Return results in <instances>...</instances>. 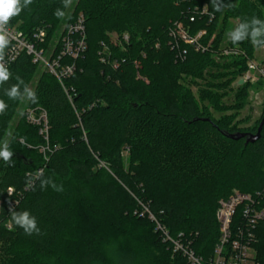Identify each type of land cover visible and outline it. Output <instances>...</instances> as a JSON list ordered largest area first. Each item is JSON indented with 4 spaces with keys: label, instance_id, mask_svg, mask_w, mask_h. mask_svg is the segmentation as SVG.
I'll list each match as a JSON object with an SVG mask.
<instances>
[{
    "label": "trees",
    "instance_id": "trees-1",
    "mask_svg": "<svg viewBox=\"0 0 264 264\" xmlns=\"http://www.w3.org/2000/svg\"><path fill=\"white\" fill-rule=\"evenodd\" d=\"M222 4L215 11L213 0H76L68 13L64 0H32L9 20L27 34L45 29L48 47L62 25L64 33L82 15L87 48L75 60H61L75 64L62 81L26 53L5 65L11 76L0 85L7 104L0 147L7 141L13 156L9 164L0 159V264H190L175 251L176 241L211 264L221 239V201L240 194L264 208V126L255 142L227 136L256 133L264 112L242 126L235 114L241 101L228 105L222 92L234 90L232 82L248 70L254 46L250 39L229 40L226 47L239 54L217 59L229 19L264 20V0ZM178 22L192 37L204 32L199 50L176 45ZM59 48L60 41L52 59ZM17 77L21 92L25 85L35 91L36 103L5 94ZM184 78L205 82L199 97ZM248 86H238L237 97ZM38 107L47 112L48 141L42 125L27 119V109ZM40 171L42 177L29 180ZM48 178L63 191L41 188ZM251 200L237 206L229 245L243 235L264 264V220L245 216ZM10 208L28 211L40 233H25Z\"/></svg>",
    "mask_w": 264,
    "mask_h": 264
},
{
    "label": "built area",
    "instance_id": "built-area-1",
    "mask_svg": "<svg viewBox=\"0 0 264 264\" xmlns=\"http://www.w3.org/2000/svg\"><path fill=\"white\" fill-rule=\"evenodd\" d=\"M83 21V16L81 15L76 23L67 27V30L64 31L59 40V53L56 57H53V59L50 55L53 49L49 50L48 47L43 45L47 42V33L45 29H37L34 33L32 32L27 34L24 31L7 24L6 30L9 38V45L4 56V65H8L15 61L21 53H26L32 56L34 62L44 65L51 73L56 75L57 78L62 81L63 76L73 73L75 70V64L74 62L61 64V60L63 58L75 60L82 56L83 52L87 48L85 26ZM203 34L204 32L201 31L197 36L192 37L190 35V30H188L182 22L176 23L172 32L176 45H178L180 41H184L195 46L197 50L201 48L197 40ZM124 38L128 41V35H124ZM230 53L239 54V51L231 50ZM136 66L139 67L138 62H136ZM256 68L257 66L253 63V60H250L248 62V70ZM137 76L142 77L139 71H137ZM247 79H250L249 73H247L244 81ZM26 115L27 119L32 124L42 125L40 133L48 141L49 121L47 112L41 107L28 108ZM245 199L251 200L249 196L233 194L228 199L221 201L217 212L221 224V239L215 248L211 264H259V262L255 260L256 253L250 252L251 250L254 251V249L250 246V243H245L242 240L243 235H240V238L233 240L229 245V239L231 238L232 233L231 222L233 216L236 213L237 206ZM253 204L254 202L251 200L244 210L245 216L249 219L250 223H255L258 220H264V208H258ZM175 251H182L185 255H187L190 264H205L201 257H198L190 248L185 247L180 241L175 242Z\"/></svg>",
    "mask_w": 264,
    "mask_h": 264
},
{
    "label": "clouds",
    "instance_id": "clouds-1",
    "mask_svg": "<svg viewBox=\"0 0 264 264\" xmlns=\"http://www.w3.org/2000/svg\"><path fill=\"white\" fill-rule=\"evenodd\" d=\"M72 0H64V6L68 7ZM32 3V0H0V85L9 80L11 73L5 67L3 61L5 56V48L9 45V38L7 35L6 25L9 20L17 16L23 8L27 7ZM215 11H221L224 5L222 0H213ZM54 15L57 18H63L65 13L60 9H57ZM194 19V18H193ZM229 39L233 44H238L246 39H250L254 47L260 48L264 47V20L258 17H253L251 20H245L239 23L235 28L231 29L227 33ZM18 83L11 86L9 89H5V94L12 100H24L25 98L32 102H37V95L35 91L28 88L27 85L24 86L23 92L20 90V85L24 82L17 77ZM7 104L0 100V114L5 112ZM13 152L9 150L8 142L5 141L3 146L0 147V159L6 164L11 163ZM43 176V172L40 171L35 177L30 176L29 180L39 179ZM41 188H46L51 186L54 191H63L62 185H57L51 178L41 179ZM11 192L12 189H9ZM11 212L12 221L23 228L25 233L31 235L33 233L39 234L40 229L37 227V221L34 216H32L28 211L16 212L13 209H9Z\"/></svg>",
    "mask_w": 264,
    "mask_h": 264
},
{
    "label": "rangeland",
    "instance_id": "rangeland-1",
    "mask_svg": "<svg viewBox=\"0 0 264 264\" xmlns=\"http://www.w3.org/2000/svg\"><path fill=\"white\" fill-rule=\"evenodd\" d=\"M74 1L76 0H72L71 2V6L69 9V12H71V8L72 5L74 3ZM239 22V18L237 17H232L229 19V26L225 29L224 31V36L222 39V45H223V49L221 51V55H219L217 57L218 60L223 61V60H228L230 59L231 55L235 56L236 54H232L230 53V49L227 48V44L229 43V37L227 35V33L235 28V26L238 24ZM66 27V25H62L56 32V34L54 35L53 39L50 41V43L48 44V48L53 49L57 44L58 41L61 38V35L63 33L64 28ZM223 25L220 23L218 24L211 41L214 40V38H216L221 31L223 30ZM188 28V27H187ZM189 30V28H188ZM210 41V42H211ZM226 47V48H225ZM224 55V56H223ZM253 63L257 66L256 69H252V70H247L245 72H243L241 75H237L236 79L232 82V86L234 88V90L226 89V91H222L225 92L226 95L224 97V101L225 103H227L228 105H233L238 103L239 101H241L242 103V108L235 110V114H236V119L237 120H241L243 121L242 126H252L254 125L258 119H260V117L262 116L263 112H264V47H254V53H253ZM247 73H249L250 75V79H247L244 81L248 82V89H247V95H245V97L240 98L237 97V87L242 85L239 83V81L243 78H246ZM209 79V78H208ZM183 83H185L186 85H188L192 91L196 94L197 97H199L200 92L199 89L204 87L205 82L202 80H193L192 78H184L182 79ZM232 112V111H229ZM217 116H219L218 113H215ZM18 120V117L16 118V120L14 121V123ZM123 161H124V165L126 168L129 167V154L127 151L123 152ZM250 252H255L253 250H251Z\"/></svg>",
    "mask_w": 264,
    "mask_h": 264
},
{
    "label": "water",
    "instance_id": "water-1",
    "mask_svg": "<svg viewBox=\"0 0 264 264\" xmlns=\"http://www.w3.org/2000/svg\"><path fill=\"white\" fill-rule=\"evenodd\" d=\"M240 84L244 83V79L242 78L239 81ZM264 126V115L263 118L258 126V129L256 131V133H252V132H238V133H233V134H227L228 137L232 138V139H240V138H245L246 142H255L256 140H258L261 137V132H262V128Z\"/></svg>",
    "mask_w": 264,
    "mask_h": 264
}]
</instances>
